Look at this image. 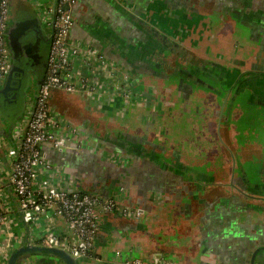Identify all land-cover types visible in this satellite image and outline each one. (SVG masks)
Wrapping results in <instances>:
<instances>
[{"label": "crops", "instance_id": "0c3cea01", "mask_svg": "<svg viewBox=\"0 0 264 264\" xmlns=\"http://www.w3.org/2000/svg\"><path fill=\"white\" fill-rule=\"evenodd\" d=\"M38 1L47 3V0H11L10 32H13L12 23L29 22L36 11L41 21L39 9L42 7ZM237 1L233 3L239 4L235 14L239 17L229 13L227 6L231 5V0H79V6L74 10L75 26L71 38L85 42L101 53L103 49L107 54L105 58L119 66L125 61L121 62L119 57L132 60L130 47L141 43L138 47L141 48L148 42L159 43L162 39L177 45L188 65H193L220 62L199 56L188 48H198L206 43L210 46L214 40L213 32L220 35L222 29L231 30L227 41L224 35L217 38V46L226 41L236 52H241L240 55L255 46L254 55L250 54L246 62H240L241 65L228 67L220 62L238 75L242 70L264 64V0ZM242 30L247 32L243 37L248 42L242 38L234 39V33L239 34ZM133 32L139 34L138 38L131 35ZM130 77L139 82L133 81V84L140 88L141 95L128 103L119 98L109 102L80 94L60 97L58 94H64L61 92L52 96L54 109L89 137L87 140L86 136L79 138L77 141L82 142L64 151L45 149L53 177L50 171L39 174L40 177L67 189L115 199L122 206L130 205L142 212L138 220H124L119 212L104 216L91 255L78 263L126 264L125 261H144L162 254L177 264H252L253 258L255 264H264V184L253 194V200L240 197L236 190L228 189L229 185L224 190L220 186V190L211 189L226 180L229 184L236 158L247 163L248 169L253 166V158H257L264 169V146L256 142L252 146L245 136L241 145L234 140L231 127L225 126L227 138H211L222 146L220 152L203 157L196 140L204 133L201 129L198 137L189 134L191 122L187 121L188 116L198 117L195 113L199 109L196 92L190 95V91L183 92L175 83L182 102L179 120L169 124L167 138L148 135L159 123L153 115L146 116L152 91L146 92L143 81L155 78L148 72ZM31 89L32 100L37 91L34 87ZM253 91L258 97L264 95V89L254 88ZM153 105L151 103L149 107ZM232 106L236 115L240 108ZM208 118L206 116L205 120ZM18 123L19 120L9 122L0 116V184L9 212V219L0 222V264H8L11 255L23 247H45L43 239L48 229L61 237L71 236L62 218L51 210L33 225L25 226L21 221L18 199L11 190L8 177L14 147L11 130ZM131 124L135 130L131 129ZM202 124L199 127H208ZM117 134L137 142L142 155L139 153L135 158L132 152H121L118 146L110 144V139ZM205 136L209 138L208 134ZM157 141H163L162 145ZM159 145L168 146L170 151L163 152L164 157L161 155L160 160L153 157L156 161L153 162L146 152L158 153ZM187 148L192 151L189 153ZM222 150L228 158L222 156ZM219 157L223 160H217ZM229 162L231 173L228 175ZM261 176L264 178V173ZM167 205L169 208H165ZM20 264L63 262L42 254L27 256Z\"/></svg>", "mask_w": 264, "mask_h": 264}, {"label": "built area", "instance_id": "2783aa9c", "mask_svg": "<svg viewBox=\"0 0 264 264\" xmlns=\"http://www.w3.org/2000/svg\"><path fill=\"white\" fill-rule=\"evenodd\" d=\"M10 4L11 0H0V88L11 68V52L6 40ZM78 6L79 0H47L39 9L41 21L52 37L47 71L36 95L27 102L25 117L11 131L14 147L8 177L11 190L18 199L22 223L33 225L51 210L62 218L72 237H61L48 229L44 246L65 251L77 259H86L94 248L104 216L120 212L122 218L140 219L142 212L130 205L122 206L115 199L67 189L40 177L52 169L45 149L64 151L82 142L77 141L79 138L86 136L87 140L89 137L54 109L51 100L55 92L103 98L109 102L119 98L128 103L135 89L129 77L99 50L72 40L74 10ZM50 176L53 177V173ZM6 205L0 184V222L9 219ZM125 263L177 264L162 254Z\"/></svg>", "mask_w": 264, "mask_h": 264}, {"label": "rangeland", "instance_id": "374dc122", "mask_svg": "<svg viewBox=\"0 0 264 264\" xmlns=\"http://www.w3.org/2000/svg\"><path fill=\"white\" fill-rule=\"evenodd\" d=\"M38 2H39V7L44 6L46 4V2L45 3L41 1H38ZM35 14L36 15L35 17H33V21H35L37 25L42 27L45 33V37L48 40H50L51 38L50 31L45 29L43 27L42 22L39 21V16L37 15L38 11H36ZM182 27L183 28H181V30L184 29V25H182ZM219 32H220V35L215 34L214 32L212 33V36H211L212 40L214 39L212 45L207 46V43H206L202 46L199 45L200 47L198 48H194L195 50L192 48H188V49H190L191 51L192 50L195 51L194 53L198 54L199 56H204L211 60H217L220 62L222 61L223 63H225V66H228V67L229 66L235 67V64L241 65L240 63L241 61L246 62L249 55L255 52L253 51V48L255 47L254 46V47H251L252 50L251 48H248V52L240 55L241 52H236V49L232 48L229 45V43L226 42L229 37V34L231 33V30L223 31L222 29ZM239 32H238L239 34H237L236 32L234 33L235 34L234 39L236 40L238 38V41H239V39L242 38V39H246L247 41V38L243 37V36H246L245 33L247 32L245 30H242ZM223 35L226 36L225 38L226 41L223 44L217 46L218 45L217 38ZM197 43L198 42L195 39V44ZM47 55H48L47 49L40 50V55L38 56L39 63L36 62L35 64L36 67L38 66L39 68V72H37L38 79L42 78L43 76L44 68L46 66ZM226 56H229V57H226ZM261 56H263V54H261L260 57ZM236 78H237L236 82H233V86L229 88L230 90L228 89V92L231 94L232 99H234L232 100L233 104L236 105L237 108H240V111H237L236 115H234L235 114L234 110L232 111L231 109V112L233 113V115L232 114L230 115L231 120L229 121V126L231 127V131L233 132V135L235 136L234 140L242 145V140L245 139L243 136H245L249 140L246 142L250 143L252 146L254 142H256L258 145L264 146V106H263L264 98L263 96L258 97L253 94L254 79H256L257 81L259 79V82L264 81V64L260 66H253L252 70H249V71L242 70L241 72H239L238 75L236 74ZM143 84H144L143 86L146 92L149 89H151L152 91L150 92V96L148 95L149 98L147 101V104H148L147 107L149 110H147L146 116L149 118V116L151 117L153 115V117L158 118V119L154 118V120H156V122L159 123L156 129L155 128L151 129L147 134L148 135L157 134L158 138L164 139L165 135L169 136L170 134L169 124L177 123V120H179V116L181 112L180 110L182 106L181 99L180 97H178L179 95H177L178 93L176 91L174 82L166 83L162 79L146 78L144 79ZM32 90L33 89L29 90L27 93V99H28L27 101L29 103H30V96L32 95ZM200 93L201 94L196 93L195 96L198 99V102H199L198 104L199 106L202 107V110L200 109L199 111L195 112L197 113V116H198L197 118L192 119V116H188L187 121L191 122V124L188 125V128L190 130L189 134L193 135L194 133L198 137V133L202 129L204 135L200 136L199 139L197 140L195 139V140L198 143V145L196 146L200 148L203 157H206L207 155L212 156V154H217L218 152H220L219 150L222 149L221 148L222 146L220 144L218 145L217 142L212 141V139L217 140V136L220 134L224 138H227V137L224 135V133H222V131L221 132L217 131L218 112H220L222 101L220 102L214 95L206 96L202 92ZM58 95L60 97L71 96L69 94H58ZM138 95L139 96L141 95V91H140V88L136 86L134 91L132 92L129 102L133 101V99L136 98ZM151 103L152 105L154 104L152 108L149 107V104L151 105ZM172 103H173V106H172ZM206 116H209L207 121L205 120ZM202 123H204V125H207L208 127H203V128L199 127L200 124L203 125ZM131 125L133 126V124ZM131 129L135 130L136 128L135 126H133L131 127ZM206 134L209 135V138L205 136ZM157 142L160 144L163 143V141L161 142L157 141ZM165 148L168 151H170L168 146ZM187 151L190 153L192 151V148H187ZM221 152L224 158H228V156L224 153L223 150ZM210 158L212 159V157ZM256 159L257 158H253V166H249V169L246 166L247 163L242 162L241 159L239 158L234 159L235 160V165H234L235 184H238V188H240V191H242L243 196L245 198H248V200L251 197L250 195L258 193L260 191V188L264 184V178L261 176V173H264V169L259 165L262 162L257 161ZM217 160H223V158L219 157ZM227 164H228L227 172L229 175L231 173V162ZM245 173L252 174L248 176V179L250 180L251 183H253V187L251 185L246 184V183H249L248 180H245L243 177L239 176V174H245ZM227 182L228 180H226V185L225 183L219 182L216 185L212 186L211 189L214 188L216 190H220L218 188V186H220V188H223L222 190H224L228 186ZM257 182L259 183L261 182L260 183L261 185L258 186L256 184ZM216 190L214 192L217 195ZM167 201L170 202V200H167ZM165 208H169V205H167ZM123 219L124 220H138V219H133V217H131L130 219H125V218Z\"/></svg>", "mask_w": 264, "mask_h": 264}, {"label": "flooded vegetation", "instance_id": "af4514ba", "mask_svg": "<svg viewBox=\"0 0 264 264\" xmlns=\"http://www.w3.org/2000/svg\"><path fill=\"white\" fill-rule=\"evenodd\" d=\"M234 1L238 2L237 0H231V5L227 6L232 17L236 14V10L239 5L236 2L233 3ZM235 16L239 17L240 15L238 14ZM131 35L138 38L137 35L139 34L133 32ZM130 37L132 38V36ZM32 40H34L32 35L27 34L25 36L20 33V31H16L10 37L11 45H16L17 42L20 46L21 43L22 45H24V49L27 51L23 52L24 54L28 55V57L32 56L34 58H37L36 54H40V50L36 47L34 48L32 45L30 46L29 44H26L27 42L31 43L30 41ZM158 42L159 43H157L156 41L148 42L144 47L141 46V48H138L140 45H142L140 42H138L140 43V45H137L134 52L130 55L132 60H129L128 57H119V60H121V62L125 60L121 63V66L122 68H124V70L121 68V66L117 64L116 65L129 77L130 81H134L136 83L139 82H137L136 79L131 80L130 76L140 75L148 72L149 75H152L156 79H162L166 83L174 82L176 86L178 85V88H182L183 92L190 91V95L193 94V92H196L198 94H201L200 92H202L206 96L214 95L220 102L222 101L220 112H218L217 131H222V133H224L225 135V126H229V121L231 120L230 115H233L231 109L233 108L232 105H234L232 101L234 99H232L231 94L228 92V89L231 88L233 86V82H236L237 80L235 73H233L231 69L226 68L220 62L213 63L209 61L210 63H195L193 65H188L184 53L181 54L179 52V47H177V45L171 44V42L163 41L162 39ZM34 83L32 87H34ZM253 86L254 88H257L258 91H261L262 89H264V81L258 82L256 79H254ZM261 96H263L264 98L263 94H261ZM225 104L227 106H225ZM200 108L202 107L199 106L198 111L200 110ZM218 136H220L221 139L223 137L221 134ZM136 143L137 142H134L133 140H131V142H127L126 139L119 134H117V136H113L112 139H110V144L120 147L121 152L123 151L127 154L133 152V149L137 150L135 149L134 145H132ZM118 144H121L123 146L121 147ZM140 151L139 153L140 155H142V151ZM165 151L167 152V149L164 146L159 145L156 151L158 153L147 154L146 152V156H149V159H151L153 162H156L155 160H160L161 155L162 157H164L163 152L165 153ZM153 157L157 159L154 160ZM232 172L234 173L228 184L230 186H228V189L236 190L238 195L243 198L244 196L242 194V191H240V188H238V184H235L234 181V169L232 170ZM250 175L252 174H239V176L249 181V183H246L247 185H251L253 187V183H251L248 179V176ZM260 183L257 182L256 184L260 186ZM250 196L251 197L249 199L253 200V194H251ZM245 199L248 200V198Z\"/></svg>", "mask_w": 264, "mask_h": 264}, {"label": "water", "instance_id": "95a60500", "mask_svg": "<svg viewBox=\"0 0 264 264\" xmlns=\"http://www.w3.org/2000/svg\"><path fill=\"white\" fill-rule=\"evenodd\" d=\"M11 26L13 31L11 32L12 34H14L16 31H20V33L25 36L27 34L32 36L38 35V37H40L43 41H45V43H47V51L49 52L52 37L50 38V40H48L45 37V33L42 27L37 25L35 21H15L11 24ZM11 46L12 49L9 48L11 52V68L3 86L0 88V116L7 120L17 119L20 122L23 119L28 102L27 93L33 86L35 79L31 71L32 63L30 62L28 55L21 52V50L19 49V44L17 42L16 45L12 44ZM42 254L48 255L49 257H54L57 260H61L63 264H79L78 262L82 260L74 258L62 250L47 247L27 246L15 251L11 255L8 264H20L25 260L27 256H40ZM252 264H255V258H253Z\"/></svg>", "mask_w": 264, "mask_h": 264}, {"label": "trees", "instance_id": "16d2710c", "mask_svg": "<svg viewBox=\"0 0 264 264\" xmlns=\"http://www.w3.org/2000/svg\"><path fill=\"white\" fill-rule=\"evenodd\" d=\"M11 35H13V34H11L10 33V31L7 29V31H6V40H7V43L9 44V48L10 49H12V46H11V41H10V37H11ZM33 39L34 40H32V41H30L31 43H29V42H27L26 44H29L30 46L32 45L34 48L36 47V48H38L39 50H43V49H47L48 50V45H47V43H45V41H43L40 37H38V35L37 36H33ZM26 42V41H25ZM20 43V42H19ZM24 44V43H23ZM51 44V43H50ZM135 48L136 47H130V50H129V52L130 53H133L134 52V50H135ZM19 49L20 50H22V52H27L25 49H24V45H22L21 43H20V46H19ZM50 49V48H49ZM137 50V49H136ZM50 51V50H49ZM101 51H102V54H103V56H107V54H106V52H104V50L103 49H101ZM169 51V50H168ZM49 53V52H48ZM38 54L39 53H37L36 55H37V58H34V57H32V56H30L29 57V59H30V62L32 63V68H31V71H32V73H33V77H34V79H35V83H34V89L36 88V91H38V89L40 88V86H41V84H42V82H43V79H44V77H45V74H46V71H47V60H48V57H47V60H46V66H45V68H44V73H43V76H42V78H40V79H38L37 78V75H38V73L37 72H39V68H38V66L36 67V62H38L39 63V59H38ZM40 55V54H39ZM48 56H49V54H48ZM111 56H114L113 54L111 55ZM17 120V119H16ZM9 122H14L15 120H8ZM12 131V130H11ZM125 139H126V141L127 142H130L129 140V138H127V137H125ZM118 145H120L121 147L123 146V145H121V144H118ZM134 145V147H135V149H137V150H134L133 149V152H132V154L131 155H135L134 157L135 158H137L138 157V154H139V146H137L138 144L136 143V144H133ZM116 147V146H115ZM120 148V147H119ZM139 156H140V154H139ZM83 193H85L84 191H83ZM103 197H106V196H103Z\"/></svg>", "mask_w": 264, "mask_h": 264}]
</instances>
